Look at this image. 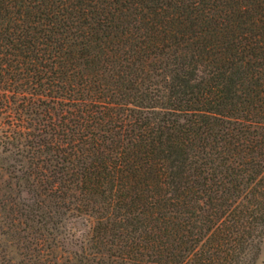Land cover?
<instances>
[{"label":"trees","instance_id":"1","mask_svg":"<svg viewBox=\"0 0 264 264\" xmlns=\"http://www.w3.org/2000/svg\"><path fill=\"white\" fill-rule=\"evenodd\" d=\"M0 158L21 264H256L264 0H0Z\"/></svg>","mask_w":264,"mask_h":264},{"label":"rangeland","instance_id":"2","mask_svg":"<svg viewBox=\"0 0 264 264\" xmlns=\"http://www.w3.org/2000/svg\"><path fill=\"white\" fill-rule=\"evenodd\" d=\"M10 163L4 162L3 165L0 158V199L3 198L2 195L6 192L5 184L10 179L9 173L5 170ZM12 195L15 196L16 194L13 193ZM15 244V242L11 244V242L5 240L4 236L0 234V264H21V259L23 258L22 250L16 249ZM256 264H264V242L261 245Z\"/></svg>","mask_w":264,"mask_h":264}]
</instances>
